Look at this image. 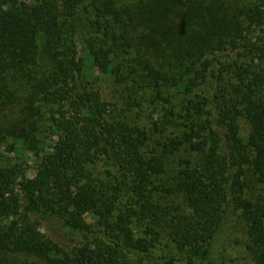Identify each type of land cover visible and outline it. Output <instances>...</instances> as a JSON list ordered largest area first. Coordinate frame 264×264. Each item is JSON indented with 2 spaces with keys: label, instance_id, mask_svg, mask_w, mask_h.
<instances>
[{
  "label": "trees",
  "instance_id": "trees-1",
  "mask_svg": "<svg viewBox=\"0 0 264 264\" xmlns=\"http://www.w3.org/2000/svg\"><path fill=\"white\" fill-rule=\"evenodd\" d=\"M21 1L0 0V264H264V0Z\"/></svg>",
  "mask_w": 264,
  "mask_h": 264
},
{
  "label": "rangeland",
  "instance_id": "rangeland-1",
  "mask_svg": "<svg viewBox=\"0 0 264 264\" xmlns=\"http://www.w3.org/2000/svg\"><path fill=\"white\" fill-rule=\"evenodd\" d=\"M32 3H34V1L22 0L20 5L22 8H25ZM83 33H84V29H81L75 34L76 41L81 46V48H83L82 47ZM86 80L88 81L90 88L94 90H98L102 94V97L105 100L112 102L117 106V108L121 110V112L125 113L124 98H126L128 94V91L126 90L127 86L116 83L110 74H102L99 73L97 70L93 71L90 75H88ZM215 88H216V81L215 79H211L209 84L203 87L200 93L204 92L206 94L210 92L208 94H215L216 93ZM175 98H177V101L180 100L179 97L175 96ZM213 107H214L213 104H211L209 109ZM153 108L154 106L148 103L144 105V111L141 112L139 116L136 115V112H138V110H134L132 111V113L130 112L131 114L130 113L129 114L130 117L134 119L133 121H137L146 127H150L152 122L157 121L160 115H163V111L161 110V107H157V109H155V112L152 111ZM242 128H243L242 130L243 134L244 135L247 134L248 133L247 123L242 122ZM155 137L158 138V136ZM6 155L9 158H11L14 161V163H22L26 166H29L28 175L29 176L34 175L35 173L34 167L36 164V159L31 152L25 149V147H22V150L19 153L18 152L6 153ZM233 230L234 229H231L230 231H228V233L233 232ZM224 247H228L229 251L231 250V245L229 242H227V240H221L218 243L217 246L218 249H223Z\"/></svg>",
  "mask_w": 264,
  "mask_h": 264
}]
</instances>
